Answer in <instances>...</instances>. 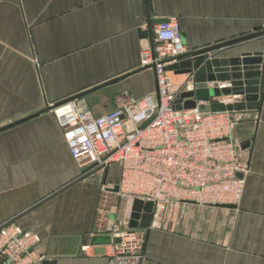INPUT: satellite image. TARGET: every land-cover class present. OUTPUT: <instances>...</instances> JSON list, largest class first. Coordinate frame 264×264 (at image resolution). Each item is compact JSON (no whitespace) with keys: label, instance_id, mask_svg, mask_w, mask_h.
I'll return each mask as SVG.
<instances>
[{"label":"crops","instance_id":"0c3cea01","mask_svg":"<svg viewBox=\"0 0 264 264\" xmlns=\"http://www.w3.org/2000/svg\"><path fill=\"white\" fill-rule=\"evenodd\" d=\"M170 16L192 51L264 29V0H0V225L38 233L55 264H108L110 246L93 236L101 179L80 177L48 105L82 96L96 114L124 90L137 98L152 91L154 72L140 67L142 34L149 19ZM219 51L212 55L264 58V36ZM252 105L234 131L251 142L238 207L171 205L148 232L143 264H264V91ZM118 179L113 167L108 181Z\"/></svg>","mask_w":264,"mask_h":264},{"label":"built area","instance_id":"2783aa9c","mask_svg":"<svg viewBox=\"0 0 264 264\" xmlns=\"http://www.w3.org/2000/svg\"><path fill=\"white\" fill-rule=\"evenodd\" d=\"M188 52L179 20L170 16L153 27L152 41L145 38L141 47L140 67L154 72L152 91L137 98L124 90L115 108L100 115L81 97L48 105L64 130L80 177L101 179L93 236L110 238L108 264H143L148 232L162 226L171 205L238 206L243 198L251 166L234 135L241 112H202L198 105L204 102L184 106L182 94L196 90L194 72L176 80L180 57ZM233 86L231 80L208 83L220 90ZM243 101L244 95L231 93L205 103ZM113 167H118L116 183L108 181ZM136 200L152 204L147 227L129 226ZM123 202L126 216L119 213ZM42 241L14 221L1 224L3 264H42L48 260L39 250Z\"/></svg>","mask_w":264,"mask_h":264},{"label":"water","instance_id":"95a60500","mask_svg":"<svg viewBox=\"0 0 264 264\" xmlns=\"http://www.w3.org/2000/svg\"><path fill=\"white\" fill-rule=\"evenodd\" d=\"M166 19H159L156 21L148 20V27L143 31V37L149 38L152 41L153 37V26L166 22ZM183 36V35H182ZM264 36V29L260 28L255 33L243 35L228 41L217 43L214 45L202 47L189 51L185 55L180 57V62L176 73L179 74H195L196 90L182 94V98H187L184 106L191 108L196 106L197 102L200 103L199 109L202 112H222V111H244L245 109L256 108V105H252V101L259 99V94L264 91V58L261 52H242L240 54H231L225 56L220 53L215 57L212 52H217L224 48L233 46L235 44L245 42L251 39H256ZM220 52V51H219ZM258 71L261 76L255 79L237 80L232 79L231 73L236 72H250ZM229 75H225L226 73ZM225 81L232 80L233 88H209L208 83L212 81ZM256 89H255V87ZM242 94L245 95V101L225 105L222 103H205L211 100L213 96L227 95V94ZM82 97V96H77ZM182 100H179L181 102ZM180 106V105H179ZM49 108V107H48ZM251 145V142L243 143L242 149H246ZM222 208L236 209L238 206L233 204H220L217 205ZM144 209L145 213L141 215V211ZM151 203H143L142 201L136 200L133 205V211L130 218L129 226L131 228L147 227L151 221ZM98 240L104 241L105 243L110 242L108 236L99 237ZM119 241V240H118ZM42 264H55V261L46 260Z\"/></svg>","mask_w":264,"mask_h":264},{"label":"rangeland","instance_id":"374dc122","mask_svg":"<svg viewBox=\"0 0 264 264\" xmlns=\"http://www.w3.org/2000/svg\"><path fill=\"white\" fill-rule=\"evenodd\" d=\"M114 108H115V106H112V107H110V108H109L108 110H106V111H109V110H111V109L113 110ZM94 110H95V112H96L97 115H100V114L106 112V111H103V110H101V109H99V108H98L97 110H96V109H94ZM120 207H121L122 209H126V208H127L126 203L123 202V204H121Z\"/></svg>","mask_w":264,"mask_h":264}]
</instances>
